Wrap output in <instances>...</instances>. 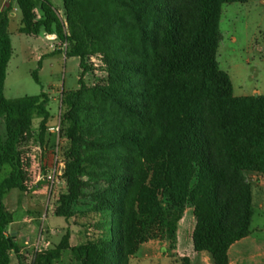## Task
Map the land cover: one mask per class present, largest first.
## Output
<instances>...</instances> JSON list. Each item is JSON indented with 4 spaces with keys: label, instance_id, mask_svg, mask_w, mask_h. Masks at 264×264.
Returning a JSON list of instances; mask_svg holds the SVG:
<instances>
[{
    "label": "trees",
    "instance_id": "trees-1",
    "mask_svg": "<svg viewBox=\"0 0 264 264\" xmlns=\"http://www.w3.org/2000/svg\"><path fill=\"white\" fill-rule=\"evenodd\" d=\"M245 1L61 0L59 9L50 0H9L0 10V264L22 260L3 196L28 190L21 147L33 138L46 145L52 117L44 92L4 96L14 7L19 33L53 35L66 58L79 60L77 87L60 94L63 142L55 148L65 190L53 215H92L99 232L71 246L67 230L30 264H56L66 250L75 264H129L143 243L172 248L188 205L194 252L229 264L230 246L250 234V180L264 177V95L234 96L217 62L221 7ZM91 57L105 75L90 86L83 78ZM31 76L39 83L37 70Z\"/></svg>",
    "mask_w": 264,
    "mask_h": 264
},
{
    "label": "rangeland",
    "instance_id": "rangeland-1",
    "mask_svg": "<svg viewBox=\"0 0 264 264\" xmlns=\"http://www.w3.org/2000/svg\"><path fill=\"white\" fill-rule=\"evenodd\" d=\"M50 1L59 9L62 7L61 0ZM8 2L0 0V10ZM20 20V12L14 7L8 26L12 54L6 69L4 96L15 99L46 93L50 97L48 108L52 116L48 125H55L62 111L59 103L61 91L77 87L79 60L66 58L62 53L64 47L57 40L19 33ZM219 32L222 36L217 50L220 53L219 68L229 76L234 95H248L253 90L258 95H264V0L223 5ZM40 57L42 61L39 65ZM89 62L93 70L86 73L83 79L91 86L100 83L105 73L98 58L91 57ZM35 70L38 71L39 83L31 76ZM37 125L38 121L35 120L33 128L36 129ZM58 141L63 142L58 134L49 133L48 142L43 147L38 145L36 138L24 143L21 161L28 190L20 192L12 189L3 196L5 208L13 214V222L7 232L21 248L20 264H30L34 252L54 247L67 230L70 231L71 246L99 233L95 226L98 218L92 215H76L68 221L53 215L65 185L61 179L50 185L44 180V175L55 157L63 159L56 153ZM7 175L8 168L4 167L1 179ZM257 179L253 177L250 180L253 195L250 234L245 240L239 241L229 254L230 260L236 261V264H264V177ZM83 208L85 205H76L73 209ZM182 218L181 225L178 223L177 227L180 238L177 251L189 253L192 251L191 230L194 227L190 205L186 207ZM82 224L88 227L86 232ZM175 244L171 248L165 241L143 243L129 259V264H180L182 257L176 252ZM11 264H19L14 255ZM56 264H75L70 250L63 251Z\"/></svg>",
    "mask_w": 264,
    "mask_h": 264
},
{
    "label": "crops",
    "instance_id": "crops-1",
    "mask_svg": "<svg viewBox=\"0 0 264 264\" xmlns=\"http://www.w3.org/2000/svg\"><path fill=\"white\" fill-rule=\"evenodd\" d=\"M259 2V0H258ZM242 3H245V2H242ZM47 38V36L45 37ZM222 41V36H221V40L220 42ZM38 59V57H37ZM220 53L219 51L217 52V62H218V65L220 66ZM225 72V71H224ZM226 73V72H225ZM233 88V87H232ZM233 90V89H232ZM258 95V93L253 90L251 94H248V95H234V92H233V95L236 96V97H243V96H253V95ZM49 97V96H48ZM50 99V97H49ZM49 126H52V125H49ZM183 218L179 221V225H181V222H182ZM192 232V230H191ZM247 238V237H246ZM246 238L242 239V240H245ZM241 241V240H240ZM180 242V238H179V234L177 232V237H176V244H175V247H176V252L179 254L180 257H186L188 258L189 260V264H210V260H209V257L204 254V253H196L194 252L193 250V247H192V251L189 252V253H182L181 250L178 252V243ZM239 242V241H238ZM234 243L233 245L230 246V248L228 249V252H227V255H228V260H229V264H236V261H233V260H230V251L232 250V248H234V246L238 243Z\"/></svg>",
    "mask_w": 264,
    "mask_h": 264
},
{
    "label": "built area",
    "instance_id": "built-area-1",
    "mask_svg": "<svg viewBox=\"0 0 264 264\" xmlns=\"http://www.w3.org/2000/svg\"><path fill=\"white\" fill-rule=\"evenodd\" d=\"M48 39L55 40V37L53 35L47 36ZM58 123L55 125H52L48 128V133L50 134H58ZM65 167V162L63 159H58L55 157L53 159V162L50 164L48 167L46 174L44 175V180L49 183L50 185H53L55 183H58L59 180L61 179L63 170Z\"/></svg>",
    "mask_w": 264,
    "mask_h": 264
}]
</instances>
